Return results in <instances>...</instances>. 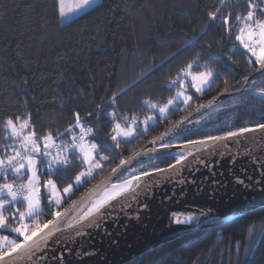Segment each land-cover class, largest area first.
I'll return each mask as SVG.
<instances>
[{
    "label": "trees",
    "instance_id": "1",
    "mask_svg": "<svg viewBox=\"0 0 264 264\" xmlns=\"http://www.w3.org/2000/svg\"><path fill=\"white\" fill-rule=\"evenodd\" d=\"M217 8H221L218 17L246 12L242 3L239 9L235 7V0H228L227 6L219 0H101L62 24L58 0H0V123L31 114L32 124L42 135L49 130L63 132L79 113L82 122L111 142L109 132L104 131L110 129L111 121L104 111L98 128L96 116L86 119L95 106L136 115L141 122L130 142L121 139L119 147L112 143V149L103 151L109 159L102 161V169L93 178L76 187L64 209L121 160L147 147L201 105L213 103L194 119L196 126L166 145L264 123V101L257 91L264 88V76L256 66L248 65L234 37L228 40L224 26L210 21L209 13ZM197 58L213 73L211 86L202 94L187 87L192 101L177 104L166 115L143 103L163 106L178 87L169 90L168 81ZM110 96L117 97L115 105ZM150 115L155 119L144 130L142 121ZM173 156L151 157L140 163L144 168L140 164L133 168L152 171L167 167L175 162ZM41 170L60 186L71 183L75 175L60 171L49 176ZM65 176L67 181L62 179ZM13 180L8 177L9 182ZM38 219L43 224L53 217L42 214ZM126 264H264V206L187 233Z\"/></svg>",
    "mask_w": 264,
    "mask_h": 264
},
{
    "label": "snow or ice",
    "instance_id": "2",
    "mask_svg": "<svg viewBox=\"0 0 264 264\" xmlns=\"http://www.w3.org/2000/svg\"><path fill=\"white\" fill-rule=\"evenodd\" d=\"M92 2L93 0H74L72 4H68L66 0H58L59 16L67 17L71 13L90 6ZM219 2L222 6H227L228 0H219ZM241 3L246 7L245 13L229 12L227 15L218 17L221 8H217L216 11L209 13V19L224 26L228 40L231 41L234 37L236 46L242 49L248 65L256 66L259 75L264 76V0H235V7L239 9ZM202 67L205 68L204 71H193L194 68ZM212 75V71L201 65L197 58L181 68L175 79L168 81L169 90L178 86L175 96L168 98L163 106L151 101L143 103L149 109L166 115L177 104L182 102L187 105L189 101H192L193 97L186 94L187 87L202 94L206 86H211ZM244 80L247 81L248 78L244 77ZM257 91L261 100L264 101V88ZM116 99V96H110V103L115 105ZM102 111L105 112V118L111 121L110 129L104 130L109 132L111 142L104 140L102 133H98L91 125L82 122L79 113H75L74 122L63 132L56 129L42 135H38L32 124L31 114L24 117H9L0 123V139L3 140V143H0V180L4 181L0 183V230H10L11 233L16 234L15 239L0 235V264H16L18 259H31L42 244L46 245L54 233L61 230V217L70 215L69 209H65L63 213L59 211L64 196L67 195L70 198L74 194V186H82L87 178L93 177L95 170L102 169V161L109 159L102 153L112 149V143L119 147L121 139L130 142L134 138L136 128L141 123L136 115L129 117L120 115L115 109L108 112L103 106H95L92 112L86 114V119L96 116L95 123L98 128L103 122L100 117ZM197 111L199 112V108ZM153 119L155 117L151 115L145 117L142 121L144 130H147L148 122ZM258 129L264 130V123L257 124L255 127L229 130L224 135H209L201 140H188L187 144L203 152L209 146V142H212L211 147L216 148L217 142L233 140ZM159 139L162 140L163 137ZM153 143L155 144L156 141ZM161 147H169V145L162 144ZM223 147L227 148L228 145L224 144ZM193 155L191 150L174 155L172 158L175 164H170L169 168L175 170L177 165H183L188 157ZM200 162L206 164L205 160ZM130 163L131 161L121 160L123 171L120 175L127 172V177L120 179L118 176L117 183H110L109 178H105V181L97 186L98 191L93 190V193L89 194V197L94 194L95 198L90 199L88 205L80 209L73 219L78 222L87 221L85 227H100L117 208L123 212L126 208L132 207V201L139 203L138 189L145 196L150 193L151 185L144 179L145 177H151L156 172L167 171L159 167H154L152 171H138L136 168L126 167ZM41 166L49 176L60 171L74 172L75 175L72 182L67 183V186L62 189L58 188L56 181L51 178L42 184L39 175ZM140 168H144V165L140 164ZM78 169L79 171H76ZM112 171L113 174L117 173V169ZM9 176L20 183L9 182ZM62 179L67 181L69 177L65 176ZM153 183H159V181ZM239 183L243 184L244 181L239 180ZM42 198L46 204L54 205L57 210L45 213V208L41 206ZM17 205L23 206V210ZM71 207L79 208L78 202L73 201ZM143 207L147 208L148 205L143 204ZM42 214L51 215L53 219L42 224L38 219ZM10 219L15 221V226L9 223ZM27 220H31V226L26 222ZM191 220L192 217L187 216L184 222ZM176 223H181L178 217H176ZM79 234L78 231L77 235Z\"/></svg>",
    "mask_w": 264,
    "mask_h": 264
},
{
    "label": "water",
    "instance_id": "3",
    "mask_svg": "<svg viewBox=\"0 0 264 264\" xmlns=\"http://www.w3.org/2000/svg\"><path fill=\"white\" fill-rule=\"evenodd\" d=\"M212 104L211 102L199 107V112L198 108L195 109L154 138L147 147L125 160L131 161L126 167L133 168L151 157L165 153L176 155L178 151L194 149V155L189 156L183 165H177L175 170L167 166L162 168L166 172H156L151 177H145L151 189L147 196L140 189L137 190L140 193L139 203L132 201V207L123 212L117 208L100 227H85L87 221L72 225L77 212L84 209L90 199L95 197L94 194L89 197V194L93 190L98 191L97 186L105 178H109L110 182H118V176L123 171L120 163L115 167L116 174L113 171L108 172L98 183L74 200L78 202L79 208L72 209L73 201L66 207L70 215L61 217V230L55 232L46 245L42 244L31 259H18L16 264H126L187 233L217 225L198 223L169 229L171 213L180 204L199 205L217 215L240 211L230 219L264 206V130L258 129L233 140L217 142L216 148L211 147L212 142H209L203 152L197 151L196 147L187 142L161 147L196 126L194 119L202 116ZM184 129L186 131H182ZM160 137L163 139H159ZM224 144L228 147L224 148ZM201 160H205L206 164L201 163ZM157 180L159 183H153ZM239 180L244 183H239ZM143 204L148 207L144 208ZM64 211L65 209L62 213ZM69 224L72 226L69 227Z\"/></svg>",
    "mask_w": 264,
    "mask_h": 264
},
{
    "label": "bare ground",
    "instance_id": "4",
    "mask_svg": "<svg viewBox=\"0 0 264 264\" xmlns=\"http://www.w3.org/2000/svg\"><path fill=\"white\" fill-rule=\"evenodd\" d=\"M192 152H194V149L189 148ZM188 150V151H189ZM187 151V152H188ZM186 152V153H187ZM115 183V182H110ZM95 198V197H94ZM93 198V199H94ZM240 211H231L230 213H224V214H212L209 210L206 208L199 206V205H189V204H180L179 206L175 207V210L171 213L170 221L168 223V228H176L177 226L181 225H187V224H203V225H209V224H219L220 222L230 220L233 216L239 214ZM191 216L192 220L188 222L185 221V217ZM176 217H178L181 221V223H176ZM78 221L75 219L72 223V225H77Z\"/></svg>",
    "mask_w": 264,
    "mask_h": 264
},
{
    "label": "rangeland",
    "instance_id": "5",
    "mask_svg": "<svg viewBox=\"0 0 264 264\" xmlns=\"http://www.w3.org/2000/svg\"><path fill=\"white\" fill-rule=\"evenodd\" d=\"M73 2H74V0H66V3H68V4H72ZM100 2H101V0H93L92 4H91L90 6L84 8V9H82V10H80V11H77V12H75V13H71V14H69L67 17H64V18H62V17L59 16V18H60V22H61L62 24H65V23L69 22L70 20L74 19L75 17L79 16V14H81V13H83V12L89 10L91 7H94L95 5H97V4L100 3ZM212 79H213V77H212ZM211 82H212V80L210 81V83H211ZM206 87H207V86H206ZM206 87H205V88H206ZM186 94H187V95H191L190 93L188 94L187 91H186ZM189 102H190V101H189ZM180 153H186V150L178 151V152H176L175 154L178 155V154H180ZM42 168H43V167H42ZM42 168H41V169H42ZM41 169H40V173H39V175H40L41 183L43 184V182L46 181L47 179H49L50 177H47V176L42 175V172H43V171H42ZM96 172H97V170H95V171L93 172V177L95 176ZM93 177H91V178H93ZM91 178H87V179H91ZM51 179H52V178H51ZM87 179H86V180H87ZM86 180H85V181H86ZM85 181H84V182H85ZM3 182H4V181L0 180V183H3ZM84 182H83V183H84ZM56 184H57V187H58V188H61V189H62L63 187H66V186H67V184H65V186H60L57 182H56ZM76 187H79V186H74V190L76 189ZM41 193H42V194L44 193V189H43V188L41 189ZM68 198H69V197H68L67 195L64 196V200H63L62 204H61L60 207H59V211H60V212H62V211L64 210V208H65V206H66V201H67ZM44 201H45V200L42 198L41 206H42L43 208H45V210H50V211H52V212H54V211L57 210L56 207H55L54 205H50V206H51V209H48V208L46 207V205L44 204ZM17 207H20V208H21L20 205H17ZM21 210H23V209L21 208ZM26 222L29 223L30 226H31V220H27ZM9 223H11V224H13V225L15 226V221H14V220H13V221H10V220H9ZM8 232H11V231H10V230H0V235L8 236L9 239H15V238H16V234H15V233H14V235H10V234H8Z\"/></svg>",
    "mask_w": 264,
    "mask_h": 264
},
{
    "label": "built area",
    "instance_id": "6",
    "mask_svg": "<svg viewBox=\"0 0 264 264\" xmlns=\"http://www.w3.org/2000/svg\"><path fill=\"white\" fill-rule=\"evenodd\" d=\"M12 182H14V183H20V181H15V180H13Z\"/></svg>",
    "mask_w": 264,
    "mask_h": 264
}]
</instances>
